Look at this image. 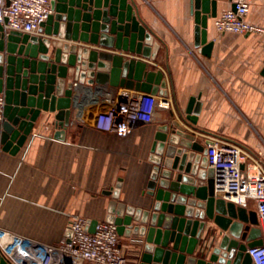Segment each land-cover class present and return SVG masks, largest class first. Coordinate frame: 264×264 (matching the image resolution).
Here are the masks:
<instances>
[{
  "label": "crops",
  "instance_id": "0c3cea01",
  "mask_svg": "<svg viewBox=\"0 0 264 264\" xmlns=\"http://www.w3.org/2000/svg\"><path fill=\"white\" fill-rule=\"evenodd\" d=\"M133 2L138 17L153 33L150 58L58 36L54 45L61 47L67 42L146 62L148 70L162 72L166 82L163 96L169 107L157 108L150 122L116 132L103 131L95 127L96 114L106 110L111 99L139 91L105 83L95 92L82 84L86 99L72 110L71 123L59 137L54 135V112L42 110L15 153L0 145V227L58 244L72 215L105 220L112 198L107 191L118 182L117 201L124 202L131 212L137 208L152 211V198L143 191L156 164L152 160L154 135L160 126H170L173 121L196 140L227 138L264 162V0H253L245 18L261 30L242 34L216 29L215 17L231 7V1L215 0L212 5L211 0L208 8L215 15L207 20V41H212L209 54L201 50L202 45L195 46L190 0ZM30 34L44 35L39 29ZM192 96L200 102L193 128L182 120ZM242 207L257 213L252 199ZM24 217H36L38 222L35 226L25 224ZM134 223L140 224L138 220ZM211 226L213 222L208 221L207 227ZM119 236L129 264H139L144 236Z\"/></svg>",
  "mask_w": 264,
  "mask_h": 264
},
{
  "label": "water",
  "instance_id": "95a60500",
  "mask_svg": "<svg viewBox=\"0 0 264 264\" xmlns=\"http://www.w3.org/2000/svg\"><path fill=\"white\" fill-rule=\"evenodd\" d=\"M190 1L195 46L202 45L209 54L212 41H207L206 27L215 11H209L211 0ZM52 7L53 13L40 24L44 35L5 31L0 24V145L10 153L23 144L42 110L54 112L55 137L63 134L72 110L86 99L82 84L95 92L109 83L165 93L162 72L148 70L142 60L67 42L54 45L58 36L150 58L153 33L138 17L133 0H52ZM199 109L200 102L190 97L182 118L186 125L195 126ZM211 143L196 140L178 121L159 127L152 144L156 164L143 191L152 198V211L131 212L117 201L119 182L107 191L112 198L105 221L113 223L119 235L144 236L139 264H254L248 249L264 242L257 213L217 195L214 169L205 157ZM196 179L204 182L196 184ZM208 221L214 226L207 227ZM0 264L5 262L0 259Z\"/></svg>",
  "mask_w": 264,
  "mask_h": 264
},
{
  "label": "built area",
  "instance_id": "2783aa9c",
  "mask_svg": "<svg viewBox=\"0 0 264 264\" xmlns=\"http://www.w3.org/2000/svg\"><path fill=\"white\" fill-rule=\"evenodd\" d=\"M231 7L215 17L219 32L251 33L261 29L245 20L253 0H229ZM53 13L52 0H0V24L5 31L32 33ZM4 96L0 93V120ZM163 95L129 92L111 99L94 119L97 129L116 132L138 122H150L157 108H168ZM207 145V164L214 169L216 192L238 205L248 199L257 204L261 239L264 241V162L245 146L223 137ZM92 229V231L90 230ZM64 239L45 243L0 227V259L5 264H129L113 223L72 215ZM254 264H264V242L248 249Z\"/></svg>",
  "mask_w": 264,
  "mask_h": 264
},
{
  "label": "rangeland",
  "instance_id": "374dc122",
  "mask_svg": "<svg viewBox=\"0 0 264 264\" xmlns=\"http://www.w3.org/2000/svg\"><path fill=\"white\" fill-rule=\"evenodd\" d=\"M35 218L36 217H24V223L25 224H29V225H34L35 226V224L38 222V220L36 219V221H35ZM45 219L47 218V217H44ZM49 218H51V217H49ZM49 218H47L46 220H49ZM65 219L67 218V216H65L64 217ZM51 220V219H50Z\"/></svg>",
  "mask_w": 264,
  "mask_h": 264
}]
</instances>
